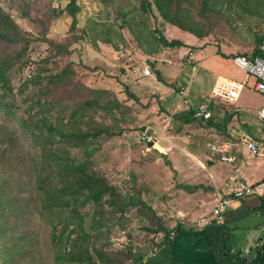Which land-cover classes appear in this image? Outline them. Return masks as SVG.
<instances>
[{
	"label": "rangeland",
	"instance_id": "374dc122",
	"mask_svg": "<svg viewBox=\"0 0 264 264\" xmlns=\"http://www.w3.org/2000/svg\"><path fill=\"white\" fill-rule=\"evenodd\" d=\"M7 1L0 0V4L16 14V8L7 6ZM45 1L47 0L39 3L37 11L30 7L29 18L17 17V20L20 26L32 33L29 41L31 59L43 66V72L49 75L58 73L61 66L69 61L66 55L59 56L55 52L56 46L49 41L57 44L70 38L72 33H68L65 20H58L47 28H41V19L48 16ZM62 2L65 3L66 0ZM141 2L143 1L80 0L81 11L73 32L76 36L73 39L75 43L72 41L71 45L74 49L70 53L71 63L87 86L94 90H107L108 98L118 104L111 112L101 108L94 112L86 109L84 118H89L88 114L91 113V118L105 127L90 156V165L93 170L103 173L124 196L137 191L139 197L161 217L164 227L169 229L176 223L197 225L200 217L208 214L210 207L214 205L216 192L220 191L211 177L212 185L205 182L208 175L205 170L208 159H220L212 152L210 145L218 143L217 140L223 141L224 138L217 136L213 128L196 123L192 124L190 131L179 129L177 124H171V115L177 109L199 103L207 104L213 100L210 92L218 75L237 81L244 80L240 95L234 103L219 98L211 102L227 111L236 112V118L232 117L229 123V126L235 124L232 132L241 127L244 133L254 138L259 137L264 143V128L257 117L258 109L264 103L263 96L253 88L255 79L250 75L246 76L232 59L237 53L249 55L254 46L255 35L264 33V10H260L258 14L245 13L233 2L229 8L223 3L221 7L225 16L213 19L208 34L197 38L164 22L154 6L148 10ZM260 2L252 0L248 5L254 11L261 6ZM196 18L198 17L195 16ZM155 27L160 32L162 30V35L167 39H181L186 46H162L152 38ZM36 36L39 39L33 38ZM78 46H81L80 50ZM46 57L47 61L43 62ZM29 70L31 67L23 75L31 73ZM155 70L159 71L160 80ZM74 81L76 89L73 96H77V101L92 98L94 93L91 89H81L84 86L80 79ZM13 90L14 97L19 100L15 85ZM79 92L83 93L78 95ZM8 99V96L0 95V102ZM74 101L75 98L63 97L59 101L62 103L59 112H53L52 109L47 113H59L66 120L75 107ZM105 101L106 99H100L102 103ZM36 106L32 107V112H36ZM21 111L20 108L11 109L7 115L8 111L0 105V188L1 183H4L5 189L9 190V205L7 204L6 210L10 207L12 212H18L20 206L24 207L22 216H16L13 220L10 214L4 217L0 215V225L3 218L8 221L5 224L10 226L4 235L5 240L0 237V264H58L54 260L55 248L50 242L54 213L46 212L39 204L35 206L30 201L34 186L32 180L35 179L37 170L35 164L43 168V161L46 160L40 162L39 147L36 146L38 142L32 140L28 132H25L27 130L18 122L24 116ZM142 125L145 129L141 131L139 127ZM64 128L68 130L69 126L66 124ZM145 133H151L155 137L152 148L144 142ZM8 138L12 140L14 149L4 155L2 148L8 146ZM227 140L237 141L234 138ZM61 143L69 149L71 155L79 159L82 153L80 148L72 149L68 143ZM26 152L32 157L29 176L22 167V155ZM28 161L27 156L24 163ZM215 162L220 163L218 160ZM240 165L237 172L231 173L232 181L243 177L246 182H250L264 176V157H254L245 151ZM192 186L195 188L190 191ZM210 187L213 188L212 191H209ZM11 195L13 204L10 202ZM0 202L3 201L0 199ZM94 208L93 205H88L80 210L84 225ZM155 224V221L151 224L137 214L134 208L122 216L113 213L101 226L97 245L109 256L122 260H126L128 250L133 255H148L153 250L154 243L163 237V232L149 230ZM21 234L24 236V245L19 250L18 239L21 238L18 236ZM12 236V240L6 239ZM59 260L70 264L63 259Z\"/></svg>",
	"mask_w": 264,
	"mask_h": 264
},
{
	"label": "trees",
	"instance_id": "16d2710c",
	"mask_svg": "<svg viewBox=\"0 0 264 264\" xmlns=\"http://www.w3.org/2000/svg\"><path fill=\"white\" fill-rule=\"evenodd\" d=\"M42 0H8L6 5L11 8H16L18 12L14 14L12 11L3 8L0 4V90L1 97L8 96V100L0 102L10 114V110L22 109V117L18 122L25 128L31 139L38 142L40 162L42 166L35 164V179L33 190L30 195V201L46 212L54 213V221L51 222L50 242L55 248L54 260L58 264H65L60 261L63 259L67 262H76L78 264H143V259L146 254H132L131 250L127 251L126 260L118 257L109 256L105 250L97 245V237L101 232V226L110 219L113 213H118L122 216L125 212L136 209V213L148 220L149 223L155 226L149 230L154 232H163V237L159 242L154 243L153 250L160 245L166 243L172 232H177L186 227L181 223H176L174 227L166 228L161 217L154 209L139 197L137 191L124 196L119 192L115 184L110 182L108 178L101 172L91 168L90 156L94 153L98 141L101 139V131L105 130L91 118H84L86 109L92 112L101 108L106 112H111L117 108L118 104L108 98L107 90H94L87 86L79 71L72 65L70 53L72 41L75 39L73 34L78 23V15L81 11L80 0H47L44 2L48 16L41 19V28H47L52 22L66 21L68 24L67 31L72 33L70 38H65L55 44V52L59 56L66 55L69 61H66L58 73L46 74L43 66L32 60L30 57L29 41L32 33L25 30L18 23L17 17L29 18L31 14L30 7L36 11L39 3ZM141 4L150 10L154 6L159 13V16L166 23L178 27L179 29L193 34L197 38H202L208 34V28L212 26L213 19L225 16L222 12L221 5L225 3L227 8L233 2L237 4L241 12L256 13L264 10V0H255L261 3L258 10H252L248 5L252 0H142ZM44 11V12H45ZM42 13V12H41ZM195 16L198 18L195 19ZM69 18V20H67ZM204 20V21H203ZM34 21V18H33ZM163 23H161L162 25ZM152 38L156 39L164 47H180L186 44L178 38L167 39L162 35L158 28H153ZM39 39L38 36L33 37ZM32 38V39H33ZM43 38V36L41 37ZM264 33L256 34L254 37V46L247 57L255 56L264 57ZM73 43H75L73 41ZM80 50L81 46H78ZM220 54V52H217ZM238 54V53H237ZM244 55L243 53H241ZM246 56V55H245ZM47 61V57L42 60ZM194 63V62H193ZM153 64V63H152ZM151 64V66H153ZM31 67V73L23 75V73ZM33 67V69H32ZM93 70L96 69L93 67ZM128 69V68H127ZM123 72L122 69H120ZM157 78L160 80L158 70H155ZM74 79H80L83 83L81 89L93 91L92 98L84 100H76L77 96H73L76 89ZM79 81V82H80ZM13 85L17 87V100L14 95ZM29 91V92H27ZM128 91V90H127ZM72 92V94H71ZM83 92H79L78 95ZM129 93V92H128ZM23 96H20L22 95ZM130 94V93H129ZM132 95V94H130ZM73 99L75 107L66 120L54 113H47L54 109L53 112H59L62 98ZM106 99L105 102H100ZM77 101V102H76ZM208 101L207 105L210 110L208 118H202L194 114L198 104L188 106L186 108L177 109L171 115V124H177L179 129L190 131L192 124L196 123L203 127L213 128L217 136L224 139H233L234 136L228 132L229 123L234 115L233 111H227L224 107L216 105ZM37 105L36 112H32V107ZM72 104H70L71 106ZM117 105V106H116ZM25 106V107H24ZM66 107L69 105H65ZM213 112V113H211ZM14 113V112H11ZM69 126L65 130V125ZM262 128H264L262 126ZM183 130V131H184ZM175 132V131H174ZM173 132V133H174ZM144 142L152 148L155 137L153 134L145 133ZM236 139V138H234ZM8 146L2 148L5 151L4 155L10 153L14 147L11 139H7ZM64 143L72 149L80 148L81 155L79 159L70 154L69 149L63 146ZM95 143V145H93ZM209 153L208 150H206ZM217 154L216 152L212 151ZM164 156V154L159 153ZM28 156L29 161L24 163ZM31 155L23 153L22 167L25 168L27 175L30 174ZM213 160V159H210ZM169 163L168 160H166ZM46 174H43V171ZM260 183V181H258ZM257 183L250 184L254 186ZM0 188V215L3 217L10 214L12 220L16 216H22L23 206H20L18 212L13 211L9 207L6 210L7 194L9 190L5 189L4 183H1ZM195 188L192 186L190 191ZM12 196V195H11ZM13 196L10 199L13 204ZM9 205V204H8ZM88 205H93L94 211L88 214V222L83 221V215L80 210ZM43 210V211H44ZM208 214L204 216H209ZM0 237L4 238L7 228L10 226L5 224V219H1ZM190 227V226H188ZM201 232L210 244L213 253L216 257L215 264H264V237L259 240V243L253 247V252L249 255H241L240 250L232 251L230 243L229 228L225 223L218 222L214 218H210L202 227ZM14 236L6 239L12 240ZM18 239L19 250L23 247L24 236L19 235ZM5 240V238H4ZM3 240V241H4ZM3 247V245H2ZM12 246L10 245V248ZM152 250V251H153ZM5 252V250L3 251ZM151 252V251H150Z\"/></svg>",
	"mask_w": 264,
	"mask_h": 264
},
{
	"label": "crops",
	"instance_id": "0c3cea01",
	"mask_svg": "<svg viewBox=\"0 0 264 264\" xmlns=\"http://www.w3.org/2000/svg\"><path fill=\"white\" fill-rule=\"evenodd\" d=\"M220 100L225 101L224 99ZM235 101L230 103H234ZM236 116L235 112L233 118H236ZM233 126L235 124L232 123L229 126L228 132L237 141L227 139L223 141L217 140L220 144L229 143L231 146L223 153L216 152L220 159L211 160V163L207 165L205 170L209 175L205 178V182L211 183V177L212 181L219 186V192L228 197L231 196V192L235 189L238 182H246V179L243 177H238L232 181L233 176L231 175L232 172L239 170L243 152L246 151L251 156H254L247 149L243 138L249 137L253 139L263 151V156L261 157H264L263 141L261 142L259 137L254 138L244 133L241 127L236 128V131L232 132L231 130L235 128ZM225 156L229 157V159H225ZM216 160L220 163H214ZM262 178L246 182L248 184L257 183L253 186L255 187L253 192L245 194L240 199H233L230 205L223 210V223L229 228L232 251L240 250L241 255H249L253 252V247L264 237V180ZM210 189L209 191H212L213 188L210 187ZM204 224L197 221V225L189 224L177 232H172L166 243L155 248L143 259V264H215L216 257L213 250L201 232V227Z\"/></svg>",
	"mask_w": 264,
	"mask_h": 264
},
{
	"label": "built area",
	"instance_id": "2783aa9c",
	"mask_svg": "<svg viewBox=\"0 0 264 264\" xmlns=\"http://www.w3.org/2000/svg\"><path fill=\"white\" fill-rule=\"evenodd\" d=\"M232 59L234 64L245 72L246 76L250 75L255 79L253 88L259 91L264 99V57L255 56L250 58L242 54H235ZM244 82V80L237 81L235 79L218 75L214 79L210 97L213 99L219 98L224 99L225 101L233 102L239 97ZM194 114L202 118H208L210 116L208 105L206 103L199 104L196 107ZM258 117L264 127V104L258 110ZM243 141L252 155L256 157L263 156L262 149L253 139L244 137ZM230 146L231 145L229 143H213L210 145V149L217 153H223L227 151ZM224 158L229 159L227 156ZM254 189L255 187L246 182H238L229 197L220 192H216L214 205L210 210L209 216H202L198 222L206 223L210 218H214L216 221L222 222L223 210L230 205L231 201L233 199L242 198L245 194L253 192Z\"/></svg>",
	"mask_w": 264,
	"mask_h": 264
},
{
	"label": "water",
	"instance_id": "95a60500",
	"mask_svg": "<svg viewBox=\"0 0 264 264\" xmlns=\"http://www.w3.org/2000/svg\"><path fill=\"white\" fill-rule=\"evenodd\" d=\"M144 129H145V126L144 125H142V126L139 127V130H141V131L144 130ZM207 163L210 164L211 163V160H207Z\"/></svg>",
	"mask_w": 264,
	"mask_h": 264
},
{
	"label": "clouds",
	"instance_id": "9594fccd",
	"mask_svg": "<svg viewBox=\"0 0 264 264\" xmlns=\"http://www.w3.org/2000/svg\"><path fill=\"white\" fill-rule=\"evenodd\" d=\"M213 84H214V83H213ZM212 86H213V85H212ZM211 89H212V88H211ZM210 94H211V93H210ZM214 99H215V98H214ZM214 99H213V100H214ZM199 104H201V103H199ZM199 104H198V105H199ZM198 105H197V106H198Z\"/></svg>",
	"mask_w": 264,
	"mask_h": 264
}]
</instances>
